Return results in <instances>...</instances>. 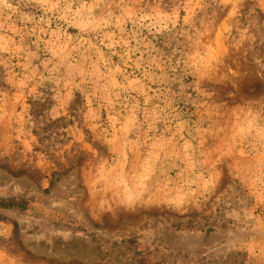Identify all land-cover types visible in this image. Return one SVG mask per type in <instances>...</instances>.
Returning a JSON list of instances; mask_svg holds the SVG:
<instances>
[{
	"label": "rangeland",
	"instance_id": "rangeland-1",
	"mask_svg": "<svg viewBox=\"0 0 264 264\" xmlns=\"http://www.w3.org/2000/svg\"><path fill=\"white\" fill-rule=\"evenodd\" d=\"M0 264H264V0H0Z\"/></svg>",
	"mask_w": 264,
	"mask_h": 264
},
{
	"label": "trees",
	"instance_id": "trees-1",
	"mask_svg": "<svg viewBox=\"0 0 264 264\" xmlns=\"http://www.w3.org/2000/svg\"><path fill=\"white\" fill-rule=\"evenodd\" d=\"M3 203H8V202H3ZM15 204L14 202H9V205Z\"/></svg>",
	"mask_w": 264,
	"mask_h": 264
}]
</instances>
